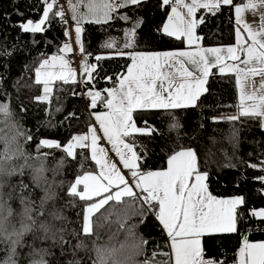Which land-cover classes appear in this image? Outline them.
<instances>
[{
    "label": "snow or ice",
    "instance_id": "1",
    "mask_svg": "<svg viewBox=\"0 0 264 264\" xmlns=\"http://www.w3.org/2000/svg\"><path fill=\"white\" fill-rule=\"evenodd\" d=\"M42 2V17L36 21L24 18L16 9L22 19L15 26L35 35L48 31L57 17L62 27L70 19L83 58L84 78L77 80L76 70L66 59L74 52L66 28L64 36L68 39L58 54L43 58L34 69V84L42 94L31 97V102L43 103L51 115L55 99L59 105L55 112L60 113L63 105L59 104L58 93L65 91L63 86L83 85V92L73 89L70 94L87 98L86 108L92 110L95 123L63 143L39 138L34 146L36 154L29 153L26 146L33 141V134L15 119L10 93L3 90L4 77L0 75V264H224L223 257L207 256L205 238L236 233L241 235L236 264H264V241H250L251 229L245 224L257 220L264 225V206H254L246 194L214 195L209 190V170L201 168L200 155L191 146L178 144L167 155L166 167L145 169L149 150L141 142L163 139L160 129L144 118L145 113L170 117L169 128L177 133L179 141L184 125L176 113L201 107V98L209 93V79L230 75L239 87V103L227 107L237 111L209 119L233 125L227 137L232 154L227 148L220 149L228 161L223 167L239 171L241 182L251 180L259 185L254 187L252 197L264 200V151L248 152L247 159L238 156L239 129L235 127L244 118L258 122L264 131V0H159V7L169 8L171 14L165 13L167 22L156 29L157 33L186 45V49L165 51L139 50L138 29L143 18L132 20L121 12L138 9L147 0H68L72 11L69 18L59 0ZM182 8L186 12H181ZM225 9L233 23L234 45L203 46L204 37L198 34V28ZM245 14L255 17V22L249 23ZM114 19L131 21L132 27L124 30L122 47H117L114 40L101 47L114 50V56L124 57L129 63L123 73H105L103 79L111 81V87L94 90L92 82L104 72L101 61L113 55H96V63H88L91 53L85 52L82 25H107ZM7 55V49L0 45V60ZM16 86L19 102V87L32 85H20L17 80ZM18 106L21 112H27L22 102ZM71 119H78L75 111L68 112L60 123ZM47 126L54 125L49 121ZM212 142L216 143L214 139ZM56 151L62 153L58 159ZM89 151L90 156L85 155ZM110 152L118 160H111ZM211 155L210 150L205 153V164ZM78 156V171L72 179H64L68 161H76ZM50 158L55 160L52 166L47 164ZM89 161L98 166V171L86 167ZM248 170L251 176L246 174ZM236 187L240 188V182ZM71 209H77L75 221L67 214ZM146 212L165 232L169 253L159 252L157 246L151 256L145 255L147 241L136 229L147 222ZM133 220L138 222L130 223ZM113 224L118 226L117 233H125V239L111 243L114 233L107 243H98L100 230ZM128 240L135 242L129 246ZM127 247H131L130 253L121 258ZM157 255L166 258L157 261ZM141 256L144 258L138 259Z\"/></svg>",
    "mask_w": 264,
    "mask_h": 264
},
{
    "label": "trees",
    "instance_id": "2",
    "mask_svg": "<svg viewBox=\"0 0 264 264\" xmlns=\"http://www.w3.org/2000/svg\"><path fill=\"white\" fill-rule=\"evenodd\" d=\"M67 6V3H66ZM42 0H0V45L5 47L9 55L4 56L0 60V75H3V90L10 93L9 101L15 112V119L19 120L24 128L31 130L33 141L27 144V151L33 155L35 152V144L39 138L56 139L61 143L65 142L71 135L80 134L87 131V125L92 124L89 108L83 96H72L70 90L83 92V85H64L65 91L58 93L61 97L59 104L63 105V111L55 112L58 105L53 99L51 104V112L46 111L43 103H32L31 97L41 94V88L34 84V69L38 63L48 56L58 54V49L67 41L64 31H70L71 22L67 26H61L59 17L50 25L48 31L39 34L23 33L15 22L22 18L17 15L16 9L24 14V18H31L34 21L40 19L43 12ZM135 20L137 17L143 18V25L138 29V49L142 51H165L184 49L186 45L174 39L159 35L156 29H159L166 21V12L169 8L159 7V0H147L146 4L141 5L138 9H124ZM68 14V13H67ZM201 13L198 12L199 16ZM131 22V21H130ZM132 23V22H131ZM84 32L82 38L84 42L85 52L91 53L89 61L96 63L94 57L96 55H113L114 50L103 49L101 45L106 40L123 34L126 23L124 21L114 19L107 25H98L85 23L82 26ZM198 34L204 37L203 46H230L234 44L233 23L229 20V12L227 9L218 13L215 17L207 19L206 23L197 30ZM15 45V48H13ZM129 61L124 57L114 56L111 59L101 61L104 72L92 82L94 90H102L112 86L111 81L103 79L105 73L114 76L116 73H123L124 66ZM217 70L214 69L213 72ZM95 75V74H94ZM20 81V85H32L31 88L19 87L20 101L27 108V112L19 110L17 96L16 81ZM209 93L201 98L202 106L197 109H189L187 111H178L176 116L184 127L180 131L181 139L176 140L177 133L170 130L169 125L171 118L162 114L145 113L144 118L148 119L163 134V139L157 138L154 141L141 140L148 147V159L144 163L145 169L157 170L166 167V157L172 152L178 144L185 147L191 146L197 149L201 158V168L209 170V190L218 197H228L233 194H246L250 198V203L254 206H264V200L259 197H252L254 187H259L251 180L241 182L240 172L223 167L228 161L220 152L221 148H227L229 155L232 154L231 145L227 137L231 134L232 124L228 122H213L209 118L213 116L231 115L237 109L235 107H227L238 104L237 88L232 76L221 77L213 76L209 79ZM98 109L102 111V105H98ZM70 111L77 113L78 119H71L60 123L63 117ZM51 121L54 126H47V122ZM203 124V127H201ZM235 127L238 132V150L237 155L247 159V153L254 154L264 151V131H261L258 122L254 120L244 119L236 122ZM216 143L213 144L212 140ZM211 151L213 155L207 157L205 164V153ZM44 151H48L44 149ZM60 151L55 152V157H61ZM85 155H89L86 152ZM90 156V155H89ZM76 161H68L65 168L64 179H72L76 171H78ZM236 162L235 160L233 161ZM55 160L48 159L47 164L52 166ZM88 169H95V164L89 161L86 164ZM251 176L253 173L248 170L246 173ZM240 182V188L236 184ZM108 207V206H106ZM77 209L68 211L69 217L75 221V212ZM104 211V210H101ZM133 220L130 223H137ZM153 217H147V222L140 224L136 229L139 236H142L147 244L144 247V253L147 256L153 254V249L158 247L161 253H168L167 242L163 232ZM246 227L251 229L248 232V239L253 242L264 241V225L259 224L257 220L246 221ZM72 227H76L73 223ZM117 225L105 227L100 230L101 240L98 243L104 244L108 242L110 235L114 236L111 243L117 244L125 239V233H117ZM241 231H244L242 228ZM90 245V240L87 241ZM135 241L128 240L127 244L131 246ZM207 256L224 259V264H236L238 257L237 252L241 246V235L236 234H219L212 238H205L204 241ZM131 251V247H127L120 254L121 258L127 256ZM226 253V256H225ZM141 256L138 259H143ZM157 261H164L165 255H157Z\"/></svg>",
    "mask_w": 264,
    "mask_h": 264
},
{
    "label": "crops",
    "instance_id": "3",
    "mask_svg": "<svg viewBox=\"0 0 264 264\" xmlns=\"http://www.w3.org/2000/svg\"><path fill=\"white\" fill-rule=\"evenodd\" d=\"M72 3H78V0H72ZM239 3V2H238ZM81 11H86V8H81L80 9ZM123 10L124 9H121V12H123ZM180 11L181 12H186V9H180ZM67 13H68V18L69 17H71V15H72V11H71V6H70V4H69V2H67ZM168 14H171L170 13V9H169V13ZM245 16H246V20L249 22V23H254L255 22V20H256V18L255 17H253L251 14H245ZM69 21L71 22L70 24H71V27H70V33H71V36H72V44H73V48H74V52L73 53H70V54H67V56H66V59H68L69 61H70V67H72V68H74L75 70H76V73H77V80H81L82 78H83V75H80V71H79V69H80V67L82 68V63H83V58H82V60H79V61H76V62H74V60H72L71 59V57L73 56V54L74 53H77V54H80L79 53V46L78 45H76L75 44V31H74V29H75V25H74V23L69 19ZM167 22V19H166V21H165V23ZM85 23H87V22H85ZM85 23L83 24V25H85ZM126 23V27H125V30L126 29H128V28H130V27H132V23L129 21V22H125ZM82 25V26H83ZM83 36V35H82ZM124 39H125V37H124V32H123V34L122 35H120V36H116V37H113L112 39H109V40H114L115 42H116V44H117V47H122V45H123V43H124ZM109 40H106L105 42H107V41H109ZM234 43H235V41H234ZM234 45V44H233ZM184 49H186V47L184 48ZM113 51V50H112ZM81 55V54H80ZM52 56V55H51ZM48 57H50V56H48ZM82 57V56H81ZM243 58V57H242ZM76 64V67L74 66V63ZM88 63H90V64H92V62H90L89 60H88ZM38 66V65H37ZM77 68H78V70H77ZM217 70V69H216ZM213 71H214V69H213ZM79 78V79H78ZM256 80H257V83H259V78L257 77L256 78ZM236 88H237V99H238V103H239V87L236 85ZM250 90V89H249ZM102 111H104V108L102 109ZM91 121H92V124L93 123H95V121H94V119L91 117ZM99 131V130H98ZM102 144L104 145V146H106V147H108V148H110V145H107L106 144V141H102ZM89 155H90V151H89ZM109 158L111 159V160H113V161H116V160H118V157H116L115 156V153H113V152H110L109 153ZM95 164V163H94ZM95 170H97L98 171V166H96L95 165ZM125 174L127 175V172H126V170H125ZM156 221V220H155ZM157 224H158V222H156ZM159 226V225H158ZM159 228H160V226H159ZM161 230V229H160ZM163 232V231H162ZM163 234H164V236H165V239H166V242L168 243V239H167V237H166V234H165V232H163ZM259 242V241H258ZM168 248V247H167ZM168 250V253L170 252V249L168 248L167 249Z\"/></svg>",
    "mask_w": 264,
    "mask_h": 264
},
{
    "label": "built area",
    "instance_id": "4",
    "mask_svg": "<svg viewBox=\"0 0 264 264\" xmlns=\"http://www.w3.org/2000/svg\"><path fill=\"white\" fill-rule=\"evenodd\" d=\"M68 2V0H59V4L60 6L63 8V10L66 13V18H68V14H67V6L66 3ZM239 3H246L247 0H238ZM72 60H74V62L82 60V57L80 54L74 53L73 56L71 57ZM73 62V63H74ZM74 66L76 67V64L74 63ZM83 100L85 103H87V98L83 96ZM147 217H153L151 214H148L146 212Z\"/></svg>",
    "mask_w": 264,
    "mask_h": 264
},
{
    "label": "rangeland",
    "instance_id": "5",
    "mask_svg": "<svg viewBox=\"0 0 264 264\" xmlns=\"http://www.w3.org/2000/svg\"><path fill=\"white\" fill-rule=\"evenodd\" d=\"M41 17H42V15H41ZM41 17H40V18H41ZM77 70H78V68H77ZM79 71H80V72H79L80 75H83V72H82V68H81V67H80ZM83 78H84V77H83ZM78 79H79V78H78ZM41 94H42V91H41Z\"/></svg>",
    "mask_w": 264,
    "mask_h": 264
}]
</instances>
